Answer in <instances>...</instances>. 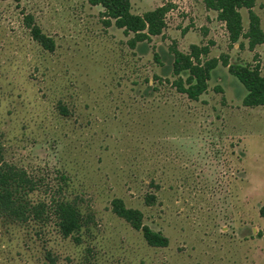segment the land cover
<instances>
[{
	"label": "rangeland",
	"instance_id": "374dc122",
	"mask_svg": "<svg viewBox=\"0 0 264 264\" xmlns=\"http://www.w3.org/2000/svg\"><path fill=\"white\" fill-rule=\"evenodd\" d=\"M132 2L134 13L167 7L161 35L133 49L87 0H0L4 159L36 179L32 197L62 188L83 217L77 243L56 234L53 215L47 225L0 215V264H264V108L242 105L245 89L222 64L264 73V43H231L198 0ZM239 12L246 33L249 11ZM252 12L264 33V0ZM192 47L218 62L196 101L172 75L171 49ZM115 199L168 245L148 246L113 213Z\"/></svg>",
	"mask_w": 264,
	"mask_h": 264
},
{
	"label": "trees",
	"instance_id": "16d2710c",
	"mask_svg": "<svg viewBox=\"0 0 264 264\" xmlns=\"http://www.w3.org/2000/svg\"><path fill=\"white\" fill-rule=\"evenodd\" d=\"M198 1H201L207 9L218 13L219 20L225 24L231 43L235 44L241 38L246 39L250 51L264 43V33L260 28L259 19L252 12L257 0ZM87 2L90 6L100 7L103 10L105 26L113 25L122 30L124 36L132 35L128 41L131 49L135 48L137 43L148 42L151 37L161 35L165 28L164 16L167 12L165 6L137 15L132 12L130 0H87ZM240 9L249 11V26L246 33H243ZM24 22L37 45L44 51L54 52V40L41 31L33 22V18L26 16ZM206 53V49L201 53L198 47H192L190 54L171 49L172 75L177 78L173 84L178 93L186 95L192 101L198 100L206 91L211 72L218 64L215 59L202 63L200 56ZM222 64L245 89L242 105L247 108L263 106L264 73L261 68L253 64L229 65L226 61ZM61 109L64 112V109ZM60 179L65 182L64 176ZM37 188L36 179L28 175L23 168L5 161L3 145L0 141V215L17 224L32 219L40 220L43 225H47L48 217L53 215L56 220L54 222L56 234L63 239L74 238L78 243L83 229V217L78 207L62 195V188L58 193L55 190L47 193V198L44 199L41 196L40 199L32 197ZM111 206L114 214L125 220L132 229L142 233L148 246L162 248L168 245L166 237L153 232L143 224V215L140 211L126 208L120 199L113 200Z\"/></svg>",
	"mask_w": 264,
	"mask_h": 264
},
{
	"label": "crops",
	"instance_id": "0c3cea01",
	"mask_svg": "<svg viewBox=\"0 0 264 264\" xmlns=\"http://www.w3.org/2000/svg\"><path fill=\"white\" fill-rule=\"evenodd\" d=\"M130 3H131V7H132V12L134 13V9H133V7H134V5H133V2H132V0H130ZM162 6H164L163 4H160L157 8H159V7H162ZM156 9V8H155ZM102 10V9H101ZM154 10V9H153ZM103 11V10H102ZM145 12H147V11H145ZM144 12V13H145ZM134 14H137V15H142L143 13L141 12V13H134ZM222 26H224V28H225V33H227V30H226V27H225V24L222 22ZM247 108V107H246ZM257 108H264V105L263 106H260V107H255V108H248L249 110H254V109H257Z\"/></svg>",
	"mask_w": 264,
	"mask_h": 264
},
{
	"label": "built area",
	"instance_id": "2783aa9c",
	"mask_svg": "<svg viewBox=\"0 0 264 264\" xmlns=\"http://www.w3.org/2000/svg\"><path fill=\"white\" fill-rule=\"evenodd\" d=\"M166 21V14H165V16H164V22Z\"/></svg>",
	"mask_w": 264,
	"mask_h": 264
}]
</instances>
